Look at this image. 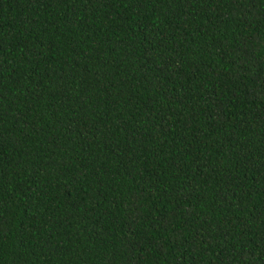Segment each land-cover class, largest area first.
<instances>
[{"label":"trees","instance_id":"16d2710c","mask_svg":"<svg viewBox=\"0 0 264 264\" xmlns=\"http://www.w3.org/2000/svg\"><path fill=\"white\" fill-rule=\"evenodd\" d=\"M0 264H264V0H0Z\"/></svg>","mask_w":264,"mask_h":264}]
</instances>
